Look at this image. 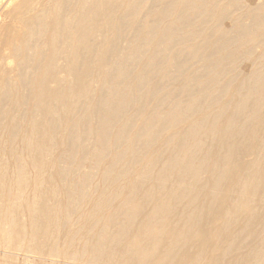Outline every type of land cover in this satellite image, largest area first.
I'll list each match as a JSON object with an SVG mask.
<instances>
[{"label":"bare ground","instance_id":"obj_1","mask_svg":"<svg viewBox=\"0 0 264 264\" xmlns=\"http://www.w3.org/2000/svg\"><path fill=\"white\" fill-rule=\"evenodd\" d=\"M1 264H264V0H0Z\"/></svg>","mask_w":264,"mask_h":264},{"label":"rangeland","instance_id":"obj_2","mask_svg":"<svg viewBox=\"0 0 264 264\" xmlns=\"http://www.w3.org/2000/svg\"><path fill=\"white\" fill-rule=\"evenodd\" d=\"M2 250H3V248H0V264H1V257L4 255V253L2 252Z\"/></svg>","mask_w":264,"mask_h":264}]
</instances>
